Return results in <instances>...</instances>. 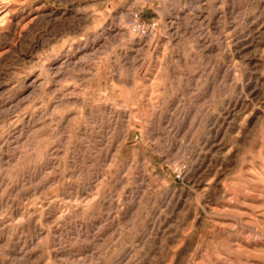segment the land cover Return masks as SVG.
I'll use <instances>...</instances> for the list:
<instances>
[{
  "label": "rangeland",
  "instance_id": "obj_1",
  "mask_svg": "<svg viewBox=\"0 0 264 264\" xmlns=\"http://www.w3.org/2000/svg\"><path fill=\"white\" fill-rule=\"evenodd\" d=\"M0 264H264V0H0Z\"/></svg>",
  "mask_w": 264,
  "mask_h": 264
}]
</instances>
